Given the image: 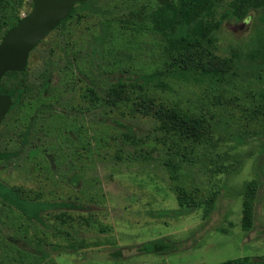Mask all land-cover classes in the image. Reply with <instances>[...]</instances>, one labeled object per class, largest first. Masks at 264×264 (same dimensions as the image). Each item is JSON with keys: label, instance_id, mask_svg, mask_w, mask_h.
Listing matches in <instances>:
<instances>
[{"label": "rangeland", "instance_id": "374dc122", "mask_svg": "<svg viewBox=\"0 0 264 264\" xmlns=\"http://www.w3.org/2000/svg\"><path fill=\"white\" fill-rule=\"evenodd\" d=\"M230 1H220V13ZM156 2L92 0L88 15L58 26L31 53L27 76L34 88L0 125V151L20 155L0 160V180L30 196L38 194L40 200L87 206L69 212L94 213L97 221L68 227L45 213V223H30L0 203V260L5 264H218L264 257V60L246 56L264 45V40H254L263 26L262 11L253 10L240 20L225 18L217 33V53H242L234 72L220 82L185 81L165 74L160 35L140 32L132 23L126 27L129 18L139 26V17ZM32 7V0H26L22 17ZM156 71L162 73L151 79L149 74ZM47 73L48 93L43 90ZM128 76L139 79L136 83L157 102L180 105L212 123L211 142L195 146L193 162L183 163L178 180L172 179L166 164L170 154L157 141L162 134L156 120L140 110L134 116L122 114L136 108L133 101L129 107L104 104L73 113L84 106L85 79L107 89ZM30 115V140L45 153L33 155L30 145L20 147ZM124 132L138 142L124 141ZM140 151L149 157L136 158ZM47 152L56 158L49 159ZM219 165L223 170L216 172ZM253 179L259 182L255 214L252 229L246 231L244 191ZM178 184L198 199L217 194L216 207L206 219L203 207L174 217L159 214L181 208L175 194ZM63 229L72 235L59 233ZM162 237L175 240L176 249L139 251L141 244ZM71 242L90 245L64 248ZM50 243L61 247L54 250ZM117 251L121 254L114 255Z\"/></svg>", "mask_w": 264, "mask_h": 264}, {"label": "trees", "instance_id": "16d2710c", "mask_svg": "<svg viewBox=\"0 0 264 264\" xmlns=\"http://www.w3.org/2000/svg\"><path fill=\"white\" fill-rule=\"evenodd\" d=\"M221 0H157L154 5L149 6V10L139 17L140 27L135 19H127L126 27L130 24L137 26L143 33L152 32L161 36L162 50L165 59V74L179 80L189 81L194 79L200 81L210 78L216 82L226 79L227 74L234 72L236 64L240 61L242 53L237 50L231 55H221L217 53V33L225 18L235 17L243 19L248 17L253 10L262 11L260 16L263 26L257 29L254 40H264V0H231L220 13ZM26 0H0V40L4 34L13 26L17 25L22 18V9ZM92 0L77 3L70 15L62 20L60 25H64L69 19L75 17L78 21L88 15ZM33 4V2H32ZM219 14V15H218ZM258 46V45H257ZM260 46V47H259ZM253 48L246 55L250 59L261 58L264 60V45ZM127 72L128 70H124ZM162 72L156 71L149 74L151 79L157 80ZM47 78V77H46ZM139 79L119 78L106 89L92 81L89 85H83L84 106L73 113L81 112L85 108L90 111L98 105H107L111 108L129 107L130 103L136 108L122 111L124 115H135L137 110L145 116L154 118L157 122L156 129L162 134L157 141L164 145L170 154L166 164L170 170L173 180L179 179L180 170L183 163L193 162L191 155L195 153V146L205 145L211 142L212 123L206 115H199L195 111L181 107L180 105H167L157 102L151 97L143 85L137 84ZM136 86H139L137 93ZM34 88L27 76V67L23 71H9L0 81V93H9L16 99V104H22V97L28 95ZM133 94H136L134 97ZM134 99H138L134 101ZM35 107V103H34ZM80 113V114H81ZM119 121V120H118ZM117 121V122H118ZM79 128L75 135L79 136ZM209 135L207 136V134ZM130 140L138 142L134 135L124 132V141ZM143 142V140H140ZM172 143V145L170 144ZM10 157L8 153H0V159ZM121 157L120 155L118 156ZM149 152L140 151L136 158H148ZM176 158L179 160L177 161ZM222 171V166H218ZM76 182V180H73ZM258 180H249L245 184L243 202V226L246 231L253 227L255 214V201L257 195ZM196 191H198L196 189ZM28 191L22 187H15L0 180V203L18 211L27 221L43 222L44 214H48L50 219L60 221L63 225L71 227L73 223L86 224L88 226L96 223L94 213L84 215L79 213L73 215L69 210L83 209L87 207L80 204L64 200H40L38 194L34 197L27 194ZM180 209L165 210L159 212L164 216H179L192 210L204 209L206 219L216 207L217 194L205 195L198 199L195 192H190L184 185L178 184L175 190ZM56 211V212H55ZM161 217V216H160ZM108 227L103 226L102 230ZM63 231V232H62ZM59 233L72 235L69 229H63ZM17 240V239H16ZM54 250H58L61 245L50 243ZM48 244V245H50ZM47 245V244H46ZM90 245L87 242L66 245V249L77 247L85 248ZM177 243L170 237H162L147 243L141 244L138 249L142 253L160 254L176 249ZM42 248V246H41ZM23 248H20V250ZM40 250V247L37 251ZM121 254L117 251L114 255ZM0 264H5L0 260ZM218 264H264V257H239L220 262Z\"/></svg>", "mask_w": 264, "mask_h": 264}, {"label": "water", "instance_id": "95a60500", "mask_svg": "<svg viewBox=\"0 0 264 264\" xmlns=\"http://www.w3.org/2000/svg\"><path fill=\"white\" fill-rule=\"evenodd\" d=\"M87 0H32L31 11L0 40V81L9 71H23L31 51L66 19L77 3ZM14 105L8 93H0V123Z\"/></svg>", "mask_w": 264, "mask_h": 264}, {"label": "flooded vegetation", "instance_id": "af4514ba", "mask_svg": "<svg viewBox=\"0 0 264 264\" xmlns=\"http://www.w3.org/2000/svg\"><path fill=\"white\" fill-rule=\"evenodd\" d=\"M60 26V25H59ZM57 28V27H56ZM55 28V29H56ZM54 29V30H55ZM52 32V31H51ZM50 32V33H51ZM49 33V34H50ZM48 34V35H49ZM41 43V42H40ZM39 43V44H40ZM39 44L31 51V53L33 52V51H35V49L39 46ZM31 53H30V55H31ZM30 57V56H29ZM29 61V60H28ZM28 66V65H27ZM46 76H47V81H45L44 82V85H43V90H45V92L46 93H48L49 91H51V87H50V80H51V77H50V74L49 73H47L46 74ZM80 80H82L81 78H80ZM84 82H86V83H88L89 85H91L92 84V81L90 80V79H85L84 80ZM9 94V93H8ZM11 95V94H10ZM11 97H12V100L14 101V105H12V107L10 108V111L6 114V116L4 117V119L2 120V122L1 123H3L4 121H5V119H6V117H8V115L14 110V109H18V108H21L20 106L22 105H24L23 103L22 104H16V99H14L13 98V96L11 95ZM25 97V96H24ZM24 97H22L21 98V100L22 101H24ZM46 101L44 100V103H45ZM27 108V107H26ZM32 115H30V120H29V122H28V124H27V127H26V129H25V131H24V133H23V141H22V143H21V145H20V147L23 149V148H26L27 147V145H30L31 147H30V153H32L33 151H34V154L33 155H37L39 152H41V153H45V149H43L42 148V150H40V147H38V144L36 143V142H34V141H32V140H30V135H31V133H32V129H33V124H32ZM1 123H0V125H1ZM0 153H8L9 155H10V157H8L7 159H4V160H12V159H15V158H17L18 157V155H20V153H19V151H12L11 149L10 150H7V151H0ZM47 154L49 155V159H54V158H56L55 157V155H54V153L53 154H51V153H48L47 152ZM32 156V155H31ZM0 160H2V159H0Z\"/></svg>", "mask_w": 264, "mask_h": 264}]
</instances>
